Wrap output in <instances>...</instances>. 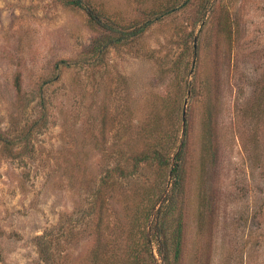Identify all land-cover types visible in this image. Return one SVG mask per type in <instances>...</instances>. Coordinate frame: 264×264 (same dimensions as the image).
<instances>
[{"label": "rangeland", "instance_id": "rangeland-1", "mask_svg": "<svg viewBox=\"0 0 264 264\" xmlns=\"http://www.w3.org/2000/svg\"><path fill=\"white\" fill-rule=\"evenodd\" d=\"M83 1L0 0V264H129L183 140L179 264H264V0Z\"/></svg>", "mask_w": 264, "mask_h": 264}, {"label": "trees", "instance_id": "trees-1", "mask_svg": "<svg viewBox=\"0 0 264 264\" xmlns=\"http://www.w3.org/2000/svg\"><path fill=\"white\" fill-rule=\"evenodd\" d=\"M72 5L84 9L91 17L96 25H102L99 16L87 6L83 0H70ZM151 21L138 26L132 31L118 32L116 34H106L97 38L91 46L90 57L97 58L102 56L104 52L111 46L126 44L127 41L136 39L142 36L149 26ZM197 44L195 43V47ZM16 88L20 92L21 84L19 77L16 78ZM188 126L186 125L184 136H187ZM187 141L183 140L172 152H168V148H160L158 145L153 148L151 154H143L134 167V172L137 173V168L140 165H154L159 169L169 167L170 183L169 189H164L158 196L157 200L153 201L151 207L141 212L138 218L139 237L135 238V246L132 252L131 262L129 264H179L183 256V233L182 227L176 223V212L179 207L180 198L182 196V185L184 181V155ZM166 150V151H165ZM123 174V173H122ZM158 206L152 222L144 227V220H148L152 214V210ZM148 222V221H147ZM103 215L98 216L96 231L98 238L96 246L91 250L89 261L90 264H112L111 254L107 255L106 244L103 242L104 229ZM173 229V233H172ZM40 253L48 264H52L51 256L47 249L41 245ZM161 260V262L159 261Z\"/></svg>", "mask_w": 264, "mask_h": 264}, {"label": "water", "instance_id": "water-1", "mask_svg": "<svg viewBox=\"0 0 264 264\" xmlns=\"http://www.w3.org/2000/svg\"><path fill=\"white\" fill-rule=\"evenodd\" d=\"M184 116H185V113H184Z\"/></svg>", "mask_w": 264, "mask_h": 264}]
</instances>
